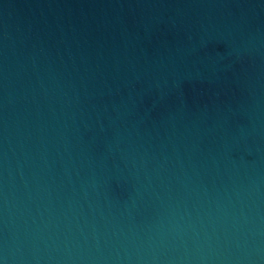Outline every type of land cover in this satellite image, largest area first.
Masks as SVG:
<instances>
[{
  "label": "water",
  "instance_id": "water-1",
  "mask_svg": "<svg viewBox=\"0 0 264 264\" xmlns=\"http://www.w3.org/2000/svg\"><path fill=\"white\" fill-rule=\"evenodd\" d=\"M123 264H264V21Z\"/></svg>",
  "mask_w": 264,
  "mask_h": 264
}]
</instances>
